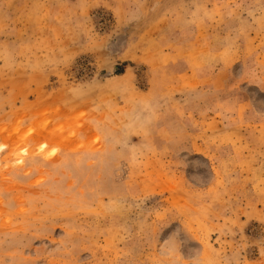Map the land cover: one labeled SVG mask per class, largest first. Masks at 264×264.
Returning a JSON list of instances; mask_svg holds the SVG:
<instances>
[{"label":"rangeland","instance_id":"rangeland-1","mask_svg":"<svg viewBox=\"0 0 264 264\" xmlns=\"http://www.w3.org/2000/svg\"><path fill=\"white\" fill-rule=\"evenodd\" d=\"M0 264H264V0H0Z\"/></svg>","mask_w":264,"mask_h":264}]
</instances>
